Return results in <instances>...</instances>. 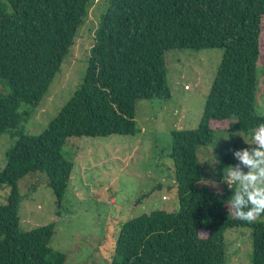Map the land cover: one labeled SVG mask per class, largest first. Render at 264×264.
Listing matches in <instances>:
<instances>
[{
  "label": "trees",
  "instance_id": "16d2710c",
  "mask_svg": "<svg viewBox=\"0 0 264 264\" xmlns=\"http://www.w3.org/2000/svg\"><path fill=\"white\" fill-rule=\"evenodd\" d=\"M93 1L0 0V83L9 88L0 93V137H19L0 171V187L10 188L0 205V264H67L51 245L55 223L21 229L19 182L45 175L61 203L75 171L63 153L68 139L136 135L137 102L172 97L167 53L207 49L223 50V59L201 122L171 133L179 208L124 223L110 264H226L224 235L235 228L251 229L252 263L264 264V222L229 213L233 191L220 173L230 160L211 189L198 157L199 147L213 144L212 122L229 121L224 133L251 138L264 122L257 113L264 0H107L84 82L42 133L25 134L33 111L23 104H41Z\"/></svg>",
  "mask_w": 264,
  "mask_h": 264
},
{
  "label": "rangeland",
  "instance_id": "374dc122",
  "mask_svg": "<svg viewBox=\"0 0 264 264\" xmlns=\"http://www.w3.org/2000/svg\"><path fill=\"white\" fill-rule=\"evenodd\" d=\"M106 4L107 0L93 1L71 52L41 104L36 108L23 104L22 109L33 111L25 124V134L42 133L84 82L95 31ZM262 25L257 113L264 116V18ZM222 59L220 49L168 52L167 79L172 97L137 102L139 132L134 136L68 139L63 153L75 171L61 203L47 186L45 175L33 174L21 180V229L31 231L55 223L51 245L67 256V264H110L124 223L157 209L177 211L175 170L169 158L171 133L198 128ZM8 92L9 88L0 83V93ZM211 125L216 130L213 144L199 147L198 157L206 181L213 183L218 177L215 171L222 169L226 158L230 165L238 163L232 150L252 147L245 142L252 143V138L244 133L245 140L232 135L234 132L224 133L229 121H214ZM18 139L9 132L0 137V171L6 166V153ZM9 193V187H0V205L7 203ZM258 222H264V215L254 221ZM224 236L226 264H253L251 229H228Z\"/></svg>",
  "mask_w": 264,
  "mask_h": 264
},
{
  "label": "clouds",
  "instance_id": "9594fccd",
  "mask_svg": "<svg viewBox=\"0 0 264 264\" xmlns=\"http://www.w3.org/2000/svg\"><path fill=\"white\" fill-rule=\"evenodd\" d=\"M232 135L244 138L242 131ZM245 142L252 147L232 150L238 163L224 169L223 182L233 191L228 199L229 213L252 223L264 214V122L252 129V143ZM212 182L214 187H218L216 182Z\"/></svg>",
  "mask_w": 264,
  "mask_h": 264
},
{
  "label": "built area",
  "instance_id": "2783aa9c",
  "mask_svg": "<svg viewBox=\"0 0 264 264\" xmlns=\"http://www.w3.org/2000/svg\"><path fill=\"white\" fill-rule=\"evenodd\" d=\"M186 89H188V86H186ZM163 199H166V197H163Z\"/></svg>",
  "mask_w": 264,
  "mask_h": 264
},
{
  "label": "crops",
  "instance_id": "0c3cea01",
  "mask_svg": "<svg viewBox=\"0 0 264 264\" xmlns=\"http://www.w3.org/2000/svg\"><path fill=\"white\" fill-rule=\"evenodd\" d=\"M189 91V90H188Z\"/></svg>",
  "mask_w": 264,
  "mask_h": 264
}]
</instances>
